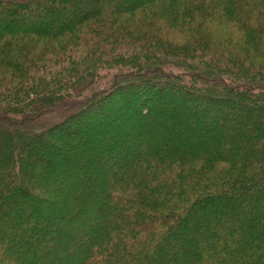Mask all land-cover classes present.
<instances>
[{
    "label": "trees",
    "instance_id": "trees-1",
    "mask_svg": "<svg viewBox=\"0 0 264 264\" xmlns=\"http://www.w3.org/2000/svg\"><path fill=\"white\" fill-rule=\"evenodd\" d=\"M0 264H264V0H0Z\"/></svg>",
    "mask_w": 264,
    "mask_h": 264
},
{
    "label": "rangeland",
    "instance_id": "rangeland-1",
    "mask_svg": "<svg viewBox=\"0 0 264 264\" xmlns=\"http://www.w3.org/2000/svg\"><path fill=\"white\" fill-rule=\"evenodd\" d=\"M225 27L226 28H229L228 26H226L225 25ZM109 81V77H107V78H105V80H104V82H106L105 84H107V82ZM111 85V84H110ZM109 86V85H108ZM107 87V86H106ZM106 87H104V88H106ZM62 111V110H61ZM61 111H60V113H61ZM60 113H58V115L60 114ZM56 116V115H55ZM54 116V120H52V123L54 122H58V120L61 118L60 116H56L55 117ZM60 117V118H59ZM44 119V118H43ZM47 120V119H46ZM46 120H42V122H40L41 124L43 123V121H44V123L46 122ZM163 119L161 118V121H162ZM171 119H170V117H168V119L166 118V122H169ZM40 123H37V124H34V125H40ZM145 123V122H144ZM74 124V123H73ZM95 139V138H94ZM98 139H100V138H98ZM103 141V140H102ZM105 143H107V140L105 141ZM104 144H102V147H101V149L99 150V152L101 153V155H103L104 153H107V157L105 158V160H104V162H103V166H102V168H103V170H105V171H108L110 168H113L114 167V161H115V159L117 158V156H118V153H119V150H118V148H114V147H109V144L107 143V145L105 144L104 146H103ZM89 153H90V151H89ZM91 168V167H90ZM78 197V196H77ZM35 213H37L38 215H40V212H38V211H36L35 210ZM42 214V213H41ZM42 215H44V214H42ZM15 219H11V227L13 228L14 226V223H15ZM47 229L48 230H54V231H58L59 229H61V227H59L58 225H56L55 223H53V224H51L50 226H48L47 227ZM28 230H29V233L30 234H33L34 233V231L36 230V228H34L33 229V227H28ZM83 244H85V242L83 243ZM42 245V244H41ZM41 247H43V246H41ZM70 253H72V251H70ZM67 254L66 253H64V251L62 252H60V258H64L65 256H66Z\"/></svg>",
    "mask_w": 264,
    "mask_h": 264
},
{
    "label": "bare ground",
    "instance_id": "bare-ground-1",
    "mask_svg": "<svg viewBox=\"0 0 264 264\" xmlns=\"http://www.w3.org/2000/svg\"><path fill=\"white\" fill-rule=\"evenodd\" d=\"M53 137V136H52Z\"/></svg>",
    "mask_w": 264,
    "mask_h": 264
}]
</instances>
